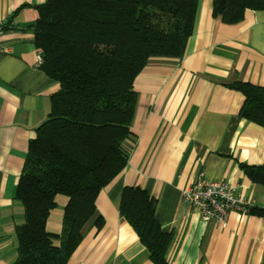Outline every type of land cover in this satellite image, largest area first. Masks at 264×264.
<instances>
[{"label": "crops", "instance_id": "1", "mask_svg": "<svg viewBox=\"0 0 264 264\" xmlns=\"http://www.w3.org/2000/svg\"><path fill=\"white\" fill-rule=\"evenodd\" d=\"M47 1L0 0V264L17 258L16 227L25 211L14 199L16 186L30 141L60 90L37 65L33 25L37 6ZM238 81L264 87V11L247 10L241 22L225 24L213 16V0H199L184 57H152L138 75L128 165L98 195L66 264H155L120 212L127 185L156 198V218L173 235L170 264H264V217L232 212L226 225L205 222L182 196L203 173L238 185L246 201L264 207V185L239 165L264 164V125L241 116L245 96L229 87ZM55 200L47 227L59 234L69 198Z\"/></svg>", "mask_w": 264, "mask_h": 264}, {"label": "trees", "instance_id": "2", "mask_svg": "<svg viewBox=\"0 0 264 264\" xmlns=\"http://www.w3.org/2000/svg\"><path fill=\"white\" fill-rule=\"evenodd\" d=\"M199 0H48L33 25L41 68L60 84L48 118L30 141L14 199L22 204L13 264H66L96 213L100 192L128 165L138 107V75L152 57L183 58ZM247 10L264 11V0H213V16L237 24ZM245 96L240 114L264 125V87L238 81ZM264 185V164L239 163ZM69 198L62 229L47 223L56 196ZM119 209L155 264H170L173 235L156 218L157 200L142 186H125ZM247 213L264 217V207ZM101 225V222L100 224ZM56 239L58 243H56Z\"/></svg>", "mask_w": 264, "mask_h": 264}, {"label": "built area", "instance_id": "3", "mask_svg": "<svg viewBox=\"0 0 264 264\" xmlns=\"http://www.w3.org/2000/svg\"><path fill=\"white\" fill-rule=\"evenodd\" d=\"M2 27L0 26V32ZM4 49L0 46V52ZM42 64L39 55L37 65ZM184 202L196 211L203 221L226 225L232 212L246 213L253 203L246 201L239 186L221 179H210L203 173L182 192Z\"/></svg>", "mask_w": 264, "mask_h": 264}]
</instances>
